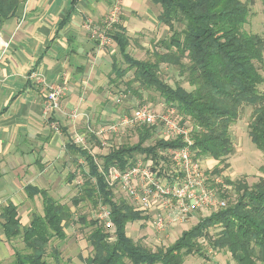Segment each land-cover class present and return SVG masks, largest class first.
Here are the masks:
<instances>
[{
    "label": "trees",
    "instance_id": "16d2710c",
    "mask_svg": "<svg viewBox=\"0 0 264 264\" xmlns=\"http://www.w3.org/2000/svg\"><path fill=\"white\" fill-rule=\"evenodd\" d=\"M26 1L0 0V29ZM150 2L161 7L158 19L169 28V35L155 42L153 59L138 60L128 52L131 38L125 27L117 24L111 36L119 55L113 56L110 83L117 86L132 73L133 78L125 83L127 88L122 91L124 99L131 92L141 98L139 90L158 94L165 107L175 109L181 124L191 126L192 151L196 158L218 162L214 174L221 172L220 165L229 166L226 161L235 153L231 128L247 107L253 109L248 135L257 149L264 151V37L244 30L254 0ZM163 65L172 67L191 90L181 83L168 84L161 77ZM130 130L138 132L139 141L133 145L112 146L103 157L102 165L89 149L72 141L67 146L76 168L69 182H74L78 173L83 179L73 206L89 203L98 209L100 205H107L114 225L110 231L97 218L78 217L83 228L91 229L88 240L92 253L86 263L185 264V259L192 255L206 258L200 240L210 239L213 249L230 254L232 262L226 264H264V179L253 185L244 180L228 181L234 193L229 201L224 195L228 207L201 217L169 246L148 247L142 243L145 238L134 241L127 227L144 219L124 194V199H115V190L107 182L109 170L112 167L128 169L143 157L160 161L161 152L178 148L183 142L158 138L148 144L158 134L157 128L139 125ZM90 136L97 140L94 134ZM28 194L32 199L40 195L43 203V213H34L29 226L21 224L18 209L12 204L0 213L7 240L21 239L25 246V252L14 250L13 264H50L47 259L50 256L59 264L61 253L52 244L54 240L67 238L66 229L74 222L75 213L70 205L43 190L28 187ZM211 227L217 228L214 236H209ZM112 236L114 241H110Z\"/></svg>",
    "mask_w": 264,
    "mask_h": 264
},
{
    "label": "crops",
    "instance_id": "0c3cea01",
    "mask_svg": "<svg viewBox=\"0 0 264 264\" xmlns=\"http://www.w3.org/2000/svg\"><path fill=\"white\" fill-rule=\"evenodd\" d=\"M111 1L27 0L0 29V213L14 205L23 226L30 225L34 213H43L42 197L30 198L28 187L66 204L68 183H74L69 182L74 157L67 146L76 134H86L88 116L98 124L109 112L101 93L106 92L113 60L90 39L85 22L101 24ZM150 3L124 2L121 24L131 42L140 40V50L146 47L142 41L155 31L158 38L153 34V39L169 35V28L158 19L161 7H150ZM140 6L149 8L142 14ZM34 73L40 81L32 78ZM53 84L67 90L60 109L48 112L46 87ZM73 112L78 114L76 119L70 117ZM143 219L141 227L151 229L150 218ZM15 249V240H7L0 220V264L13 263Z\"/></svg>",
    "mask_w": 264,
    "mask_h": 264
},
{
    "label": "built area",
    "instance_id": "2783aa9c",
    "mask_svg": "<svg viewBox=\"0 0 264 264\" xmlns=\"http://www.w3.org/2000/svg\"><path fill=\"white\" fill-rule=\"evenodd\" d=\"M125 1H111L110 12L101 26L91 19L86 20L85 29L89 37L97 42L101 49L108 47L112 53L114 52L111 33L115 26L120 24ZM32 78L41 80L36 73ZM66 90L67 87L61 85L53 84L46 87L44 104L48 112L60 109ZM120 102V99L117 100V103ZM70 117L76 119L78 114L73 112ZM139 125L155 127L158 129L159 139H181L183 145L161 152L163 158H160V161L152 157H143L125 170L112 167L107 182L114 190H120L143 218H150L152 232L158 235L157 241L160 245L170 238L175 227L186 224L197 211L213 207L224 209L227 202L214 187L210 186L212 178L208 176L192 151L191 126L181 124L173 108L164 106L163 110L157 111L147 105H141L131 114L120 115L99 131L93 130L90 126L88 116L87 134L96 135L101 143L106 144L108 143L104 138L106 133L124 134ZM72 142L86 148V135L76 134ZM217 181L220 183V180ZM97 219L107 229L113 230L109 206H99ZM114 240V236L110 237V241Z\"/></svg>",
    "mask_w": 264,
    "mask_h": 264
},
{
    "label": "rangeland",
    "instance_id": "374dc122",
    "mask_svg": "<svg viewBox=\"0 0 264 264\" xmlns=\"http://www.w3.org/2000/svg\"><path fill=\"white\" fill-rule=\"evenodd\" d=\"M149 6H154V8H157V5H154L152 3H150ZM141 8V13L144 14L146 13L149 7L147 8L145 6H142ZM251 12V17L249 19L248 24L244 27V30L251 34H258L264 37L263 0H254V4L251 5ZM124 15L125 11L123 9L119 23H123ZM106 18L107 16L105 17V19ZM144 19L147 20V17H144ZM98 24L99 26H101L103 22H101V24ZM134 30H137V28H135ZM153 34L154 33L150 34L148 40L142 41V43L146 44V47L141 48L142 50L138 48V46H141L140 40L132 41L129 53L138 60L153 59L152 50H154L155 42L158 41V39L152 38L154 37V35L155 38H158L156 36V31L155 34ZM159 34L162 35V31H160ZM99 48L101 49V47ZM114 48L115 49L113 53L111 52V50H109L108 47L101 50L107 55L110 60H113L112 55H118L117 48L115 47V45ZM256 65L260 69V71H262V68L258 62H256ZM122 67L124 68L125 65H122ZM161 77L172 86H176V84L181 83L184 88H186L187 90H191V87L187 83L182 81V79L178 76V73L172 67L163 65L161 70ZM112 78L114 79L115 76L113 75ZM132 78L133 74L129 73L125 77L123 83H119L121 81H117L119 83V85L117 86L111 84L110 81H108L106 85V92H103L104 94H101L104 97L106 105L109 106V112L103 115L104 117L103 119L101 118V123L93 124L90 120V126L93 128V130L99 131L102 127H107L111 124V122L113 121L111 119L115 116L119 118L122 114H131L136 108L141 106L140 103L146 104L147 106L157 111H161L163 109L162 100L158 94L143 92L142 90H139L140 94L142 95L141 98L131 92L127 94L128 98L124 99L123 96L125 95V93H122V91L127 88L125 83L129 82ZM151 97H153L154 99H150ZM119 99L121 100V102L117 103V100ZM252 112L253 109L251 107L245 108L242 114L240 115L237 123L231 128L232 140L235 145V153L227 159L226 164H229L228 167H224V164L220 165L221 172L218 174H214L213 171L215 167L218 166V162L213 160L208 161L209 159L207 158L200 159L203 169L207 172L208 176L212 178L210 180V186L214 187L223 198L224 195H226L227 201H229V197H234V193L232 190L233 187L229 182L244 180L249 185H253L255 183L260 182V180L264 179V151L257 149V147L253 144L252 140L248 135V124L251 120ZM82 134L83 133H80L79 135ZM85 135L87 138L86 148L89 149L91 154L95 156L97 162L101 165L103 164V157L109 154L112 146H121L123 144L133 145L139 141L138 132L134 130H128L127 132H125V134L121 136L113 137L111 133H106L104 135V138L108 142L106 144H103V142L101 143L99 137H97L96 135L95 136L97 137V140L91 139L90 134H87V132ZM157 139L158 134H156L154 136V139L148 144L154 143V141H157ZM73 167L74 168H72V170L74 169V173L76 171V168L75 166ZM217 180H220V183H218ZM82 181V175L78 173L74 183H68V195L67 197L63 198V201H66V204L70 205L72 210L75 212V217L74 222L66 229L67 238L64 241H53L52 247L57 246L61 251L62 257L59 264H87L85 259L91 256L92 253V247L88 240V235L90 234L91 229L83 228L82 223L78 221V217L82 215H87V217L90 219H96L98 216V209L93 208L89 203H81L79 207L73 206V199L78 196V187L81 186L79 183ZM115 199H124V195L118 189H115ZM218 211H220V209L217 207L206 208L197 211L194 217L191 218L186 224L181 226L178 225L174 228V230L171 232L170 238L165 241L164 245L169 246L173 244L182 235L184 231H187L190 228L194 227L199 222V219L201 217H208L212 213ZM130 227L132 228V230L130 231L129 236L134 241L140 242V240H143V238H145L142 241L143 244H148V247L158 246V235L155 233L153 234V232L150 233L151 229L148 225L145 227H141V224H139V222H136L133 223ZM216 232H218L217 228L211 227L209 229V236H214ZM144 234L145 236L141 237ZM21 241V239L15 240L16 249L21 252H25V246ZM200 241L203 244L206 258L200 257L198 255H192L185 259V264H226L228 262H232L230 254L223 251L218 252L213 249V246L210 244V239H201ZM51 251L52 250L50 248L49 254L51 253ZM47 259L50 264H55L51 256Z\"/></svg>",
    "mask_w": 264,
    "mask_h": 264
}]
</instances>
